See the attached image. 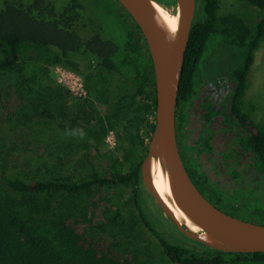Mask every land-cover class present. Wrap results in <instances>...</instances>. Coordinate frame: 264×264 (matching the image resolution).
Instances as JSON below:
<instances>
[{
  "label": "trees",
  "instance_id": "obj_1",
  "mask_svg": "<svg viewBox=\"0 0 264 264\" xmlns=\"http://www.w3.org/2000/svg\"><path fill=\"white\" fill-rule=\"evenodd\" d=\"M109 1L132 20L148 50L131 15L118 0ZM159 1L168 6L175 3V0ZM243 1L264 10V0ZM2 3L0 264H264V251L215 249L183 235L171 221L189 243L173 241L149 219L140 165L154 128L156 92L150 53L148 68L136 52L134 27L125 20L126 52L120 58L119 46L111 38L98 31L86 38L81 36V27L89 22L83 13V0H69L61 8L49 0H2ZM219 7L220 0H202L203 16L195 15L191 25L177 95L176 132L184 134L191 101L205 81L212 79L221 88L220 75L229 73L232 88L221 100L216 102L205 93L199 101L198 133L192 144L184 146L182 159L194 184L217 207L243 219L264 223V191L260 189L264 186V126L242 107L249 89L248 71L264 36V15L249 24L236 12L219 14ZM211 41L217 55L206 57ZM71 53L82 60L88 57L101 69L98 76L90 75L89 79L99 90L97 99L106 104L104 110L93 98L74 95L61 85L55 89L36 88L34 77L22 73L14 81L1 82L11 71H21L30 59L51 58L53 64L68 62L74 68ZM111 78L118 82L111 83ZM120 120L133 127L125 137L128 149L123 159L111 156L115 159L112 163L117 161L119 165L110 172L90 171V152L103 141L107 129L114 128ZM28 128L34 129L36 136L48 130L61 133L66 129L82 130L84 135L81 137L77 132L76 140H58L51 158L49 153L38 156L42 163L51 162L54 174L48 175L40 165L33 169L24 167V171L15 165L17 160L26 161L22 152L25 147L19 145L17 135ZM138 147L140 154V150L136 151ZM195 152L206 155L216 173H229L239 190L224 192L214 185L205 173L198 171ZM245 159L248 172L255 175L252 186L245 184V173L237 169ZM72 163L81 168L76 174H69ZM109 187L113 188L115 199L109 194ZM126 187L131 188L128 199L137 210L131 219L121 212ZM251 187L259 193L257 198L246 195ZM45 195L55 196L57 205L51 208L45 205ZM114 228L127 231L125 247L110 239V230ZM151 235L156 236L158 244L151 240Z\"/></svg>",
  "mask_w": 264,
  "mask_h": 264
},
{
  "label": "rangeland",
  "instance_id": "obj_2",
  "mask_svg": "<svg viewBox=\"0 0 264 264\" xmlns=\"http://www.w3.org/2000/svg\"><path fill=\"white\" fill-rule=\"evenodd\" d=\"M51 1L56 7L61 8L64 6L69 0H49ZM84 8L83 13L86 16L85 19L89 20L86 26L81 27L80 34L83 38L94 34L95 31H98L102 34L105 38H111L114 40L117 45L119 46L120 50V58L126 52L125 44H126V37H127V22L134 27L135 34L133 41L138 45L137 53L141 57V59L145 60L146 65L149 68L150 60L148 57L149 51L146 48V45L143 42V39L139 35L137 28H135L132 20L126 16L124 11L121 9L118 11L114 4L109 0H83ZM158 2V1H157ZM161 6L167 8L168 10L174 13L175 10V3L168 6H164L160 2H158ZM3 3L0 0V8L2 7ZM227 12H236L241 15L245 21L249 24L253 23L258 17L264 15V10L254 7L248 3H244L243 0H220V7L218 10L219 14H224ZM123 14V15H122ZM126 19H125V17ZM195 15L200 18L203 16L202 12V0H196V13ZM127 22H126V21ZM140 44V45H139ZM139 49V50H138ZM217 50L214 44L211 42L208 43L207 50L205 51V56L211 55L216 56ZM71 57L74 60L72 64L74 68H70L68 62L63 63H52L51 58H47L45 60H33L30 59L26 61V64L23 65L21 71L13 70L8 73L3 79V83H8L10 79L12 81L16 80L17 76L21 73L34 77L36 88H43L46 89L51 87L53 89L56 88L57 85H61L64 88L69 89L74 95H79L81 97H91L93 98L97 105L100 106L103 110L106 108V104L100 102L97 99V95L99 94V90L97 89L93 80L89 79L90 75L98 76V72L101 71L99 67H96L92 60H89L88 57L85 56L87 60H82V58L74 53H71ZM218 57V56H217ZM74 69V70H73ZM221 79H219L222 87L218 88L216 82L210 80H206L205 83L201 86L198 93L193 97L191 101V107L189 117L187 120L186 130L183 135L184 140L186 142L193 143L196 135L198 133V128L200 126L198 121L199 116V101L201 100L203 94L207 93L210 97L218 102L221 98L225 95L226 92L230 91L232 88V81L230 79L229 73L224 72L222 73ZM73 76V79L77 81V84H74V81H71L70 77ZM113 76V75H111ZM248 82H249V89L244 97L242 107L248 109L251 113V117L254 119L256 123L261 126H264V36L261 39V42L254 53L253 62L248 71ZM108 81L104 80V83ZM111 83H117L118 80L114 78L110 79ZM117 85V84H116ZM46 87V88H45ZM88 88H93V91H89ZM5 112H2L4 115ZM198 115V116H197ZM133 127L127 124L125 120L118 121L114 128H108L105 138L101 143L98 144L95 151L90 152L91 160L88 164V168L90 171L96 172H106L110 170H115L119 163L115 161V159L110 158L111 156H117L119 159H123V154L126 149H128V143L125 142L126 134L129 131H132ZM62 131L58 133L56 131L50 132L49 130L39 136H36L34 129L28 128L24 131H21L17 135V141L21 147H25V150L22 151L24 156H26V161L22 163L20 160L15 162V165L20 169V171H24V167L26 169H33L38 165L41 168L45 169L48 175H53L52 171V164L49 160L46 163H42V160L38 157L41 153L48 154L49 158L53 156L52 153L55 152L56 143L60 139L64 140H71L77 139L76 135H72L71 131L67 132ZM125 142V144H124ZM123 143V146H122ZM122 147V149L120 148ZM140 148L138 147L136 151L138 152ZM51 153V154H50ZM141 150L139 151V154ZM195 160L202 171L205 173L207 178L216 185L219 189H222L224 192H237L239 190V185L235 182L231 181V175L224 174L221 172L216 173V169L214 164L210 162L206 155L200 154L199 156L195 157ZM29 161V162H28ZM247 159L242 160L237 165V169L243 171L245 173V184L252 186L253 182L251 179L255 178L254 173L248 172L247 169ZM46 164V165H45ZM127 166H125V169ZM81 168L76 166L72 163L69 169V174H76ZM23 174V173H21ZM250 181V183H249ZM252 183V184H251ZM263 189L264 186H260V189ZM131 188L126 187L124 191L123 200L125 201L121 207L122 215L125 216L127 219L133 218V215H137V210L134 207L133 202L128 199L129 193ZM109 194L115 199V195L113 192V188L108 189ZM143 195L145 197V211L149 217V219L155 224V226L160 229L167 238L183 242L189 243L188 239L184 237L171 223V221L167 218V216L163 213V211L159 208L157 203L142 185ZM257 191H255L254 187H251L247 196L257 198ZM244 195L240 196L243 198ZM55 196L52 195H45L43 200L44 204L48 207H54L57 205V201L55 200ZM61 198V197H60ZM246 203H254L251 199H241ZM163 214V215H162ZM196 231L201 234L202 229L200 227L196 228ZM151 233V231H149ZM127 231L122 228H114L110 230V239L120 241L124 247L125 244L128 242ZM104 235H109L108 233ZM151 240L158 244L157 238L154 235H151Z\"/></svg>",
  "mask_w": 264,
  "mask_h": 264
},
{
  "label": "water",
  "instance_id": "obj_3",
  "mask_svg": "<svg viewBox=\"0 0 264 264\" xmlns=\"http://www.w3.org/2000/svg\"><path fill=\"white\" fill-rule=\"evenodd\" d=\"M152 1L118 0L139 26L154 71L155 120L140 165L142 184L183 235L224 251H264V223L227 213L205 197L189 176L179 150L175 110L185 50L196 13V0H176L174 12L179 14V19L173 38L164 30ZM155 1L166 6L159 0ZM152 157L158 158L166 168L178 207L205 235L190 229L179 220L162 198L150 175L149 163Z\"/></svg>",
  "mask_w": 264,
  "mask_h": 264
},
{
  "label": "bare ground",
  "instance_id": "obj_4",
  "mask_svg": "<svg viewBox=\"0 0 264 264\" xmlns=\"http://www.w3.org/2000/svg\"><path fill=\"white\" fill-rule=\"evenodd\" d=\"M152 4L156 9L158 18L161 21L167 35L170 38H173L178 28L179 14L176 12L173 13L172 11L168 10V8L161 6L155 0L152 1ZM149 170L154 186L156 187L162 198L166 201L168 206L172 209L176 217L179 220H182L190 229L196 231V228L199 226L194 224L186 216V214L178 207L175 198L173 196L168 172L158 158H154V157L151 158L149 163ZM201 234L205 235L203 230Z\"/></svg>",
  "mask_w": 264,
  "mask_h": 264
},
{
  "label": "flooded vegetation",
  "instance_id": "obj_5",
  "mask_svg": "<svg viewBox=\"0 0 264 264\" xmlns=\"http://www.w3.org/2000/svg\"><path fill=\"white\" fill-rule=\"evenodd\" d=\"M186 123H185V125H184V129L186 130ZM185 130H184V133H185ZM179 133H181V132H176V134H178V146H179V150L182 152H180L181 153V155L182 156H184L185 155V152H184V146H186V144L188 143V142H186L185 140H184V137H183V135L184 134H182L181 136L179 135ZM190 143V142H189ZM188 143V144H189ZM200 154H197L196 152L193 154V157H194V159H195V157H197V156H199ZM195 163H196V165H197V167H198V171L199 172H203L202 171V169L199 167V165L197 164V162H196V160H195ZM204 173V172H203Z\"/></svg>",
  "mask_w": 264,
  "mask_h": 264
},
{
  "label": "clouds",
  "instance_id": "obj_6",
  "mask_svg": "<svg viewBox=\"0 0 264 264\" xmlns=\"http://www.w3.org/2000/svg\"><path fill=\"white\" fill-rule=\"evenodd\" d=\"M77 132H79V134L81 135V137H83L84 133H83L82 130H75V131H73L71 134H72V135H76Z\"/></svg>",
  "mask_w": 264,
  "mask_h": 264
},
{
  "label": "built area",
  "instance_id": "obj_7",
  "mask_svg": "<svg viewBox=\"0 0 264 264\" xmlns=\"http://www.w3.org/2000/svg\"><path fill=\"white\" fill-rule=\"evenodd\" d=\"M71 81H74V84H77V81L75 79H73V76L70 77Z\"/></svg>",
  "mask_w": 264,
  "mask_h": 264
}]
</instances>
